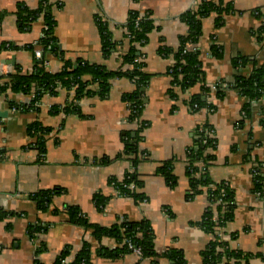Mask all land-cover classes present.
<instances>
[{"label":"crops","instance_id":"0c3cea01","mask_svg":"<svg viewBox=\"0 0 264 264\" xmlns=\"http://www.w3.org/2000/svg\"><path fill=\"white\" fill-rule=\"evenodd\" d=\"M48 1L59 4L53 12L52 34L62 53L48 55L45 60V69L52 73L60 71L64 61L74 64L77 60L108 70L124 69L121 54L129 47L124 30L129 14L148 13L157 27L138 47L144 56L143 72L149 76L139 96V118L146 124L139 143L146 157L136 167L143 182L138 189L143 200L120 196L109 183L113 178L121 180L132 169L123 155V138L135 127L122 100L123 94L133 90L131 81L115 78L105 96H85L78 102V112L69 114L51 113L54 106L62 108L70 99L72 94L64 89L56 95L45 94L38 110L27 111L16 110L9 103L28 105L30 95L0 94V112L6 114L0 116V264H53L63 248L70 247L75 253L85 242L90 246L91 264H150L134 253L117 258L98 254L99 247L112 250L116 243L108 237L97 240L90 229L71 222L67 207H77L90 224L103 227L123 217L130 221L146 219L157 253L177 249L187 264H201L200 252L211 236L198 223L209 201L205 192L190 196L185 162L193 130L204 123L212 127L216 139L207 174L214 183H227L234 195L233 218L224 228L227 236L234 237L229 245L252 255L247 264H264V95L249 100L229 89L214 99L212 112L206 108L192 111L187 102L199 91L198 86L184 93L178 90L173 101L167 92V70L174 60L172 55L163 57L157 52L161 46H178L180 36L187 31L180 15L199 0ZM222 1L230 4L231 11L220 23L215 24L214 15L202 22L199 59L205 84L232 82L235 57L249 61L244 72L264 64V0ZM39 2L0 0V75L33 70V52L23 47L40 38L43 20H34L21 29L16 10L18 4L36 9ZM96 18L105 22L117 43L116 51L107 57L101 52ZM3 44L18 48H2ZM213 44L221 47L218 58L209 51ZM34 121L50 129L42 160L27 132ZM167 161L175 179L172 187L156 172ZM255 170L263 179L260 193L254 191ZM51 190L50 205L40 210L34 196ZM95 197L104 200L102 208L95 206Z\"/></svg>","mask_w":264,"mask_h":264},{"label":"trees","instance_id":"16d2710c","mask_svg":"<svg viewBox=\"0 0 264 264\" xmlns=\"http://www.w3.org/2000/svg\"><path fill=\"white\" fill-rule=\"evenodd\" d=\"M59 4H52L48 0H40L36 9H28L23 4H18L16 10L17 21L21 29L27 27L30 22L41 18L43 27L40 38L23 48L33 52L38 48L41 52L40 59L34 60L33 70L26 74L19 72L10 75H0V94L6 92L20 93L30 95L31 101L28 105L9 106L20 111L38 110L37 104L45 94L56 95L57 91L64 89L70 94L68 102L64 107L54 106L52 114L62 111L63 113H77L78 102L85 96L103 97L107 94L111 81L115 78H126L133 84L131 92L122 95V100L127 104L129 110L128 120L137 121L138 126L130 132H126L123 138V155L130 161L131 170L127 171L121 180L110 179L109 183L116 189L120 196H130L136 200H143V195L138 192L143 186V182L138 178L136 167L139 162L146 157L145 151L139 148L142 139V131L146 124L140 120L139 113L142 103L139 100L140 90L146 85L149 76L143 72V61H135L138 56L143 55L136 44L142 46L146 43L148 34L156 29L153 20L148 13H139L132 11L129 14L127 23L124 25L125 36L128 39L129 47L121 54V61L125 65L121 70H108L104 66L89 64L82 60H77L74 64L64 61L60 71L52 73L45 69V60L48 55H60L53 37V28L55 26L54 9ZM231 11V6L222 0H199L196 6H191L186 12L180 15V20L186 25L187 31L180 36L179 44L175 49L165 46L159 47L157 52L163 56L173 57V64L167 70L170 77V86L167 90L169 97L175 101L177 93L187 92L198 86L199 91L191 94L188 99V107L191 109L196 105V109L206 107L212 112L215 108L214 102L207 103L206 98L209 95L208 87L204 82V74L199 59L201 48L194 50L187 49L190 43H199L202 33V22L205 18L214 15L215 24H219L223 15ZM97 28L100 35L101 52L107 57L116 51L117 43L110 37L105 22L96 18ZM46 27V28H45ZM2 48L16 49L14 44H3ZM209 51L212 56H221V47L213 44ZM248 60L243 57H235L232 61L236 70V75L232 82L219 80L215 83L214 98H221L229 89H233L241 96L248 97L249 100L264 95V64L254 65L249 72L242 69L248 64ZM244 72V73H243ZM225 84V85H224ZM224 85V86H223ZM94 87V90L91 89ZM248 105L244 106L247 111ZM193 111V110H192ZM211 131L212 127L207 124H201L193 130V142L187 148L186 152V175L190 183V196L205 192L208 201L214 206H207L202 219L199 221V227L211 236L209 243L200 252L201 264H247L252 255L232 249L229 245L230 239L234 237L228 235V240L220 239L216 235L218 228H225L227 223L233 218L234 195L230 186L225 182L214 183L207 174L208 166L214 159L213 150L216 146V139L207 138L205 132ZM50 129L43 127L39 122L31 123L27 132L31 138H34L35 149L39 159L42 160L45 152V136ZM205 141V142H203ZM156 172L163 176L167 185L172 187L175 179L171 174V163L169 161L162 163L157 167ZM254 191L261 192L263 188V179L259 171L253 172ZM54 191H42L34 196L37 208L46 209L50 205L51 196ZM95 206L103 207L104 200L95 197ZM65 212L68 219L85 228L90 229L93 237L101 240L105 237L111 238L116 243V247L107 250L103 247L98 248V254L117 258L125 254L133 253L132 249H138L140 252L139 260L148 259L150 264H187L181 251L177 249H168L157 253L154 248V234L151 224L148 220L130 221L127 218H121L109 227L93 225L81 214L77 207H67ZM214 215L216 219L214 220ZM31 227L29 228V231ZM39 231L40 228H35ZM226 234V233H225ZM227 235V234H226ZM33 237V233L30 235ZM131 245V248L129 247ZM70 258L67 264H91V250L88 243H84L80 250L72 253L70 247H65L57 255L53 264H62V261ZM39 264V263H37Z\"/></svg>","mask_w":264,"mask_h":264},{"label":"built area","instance_id":"2783aa9c","mask_svg":"<svg viewBox=\"0 0 264 264\" xmlns=\"http://www.w3.org/2000/svg\"><path fill=\"white\" fill-rule=\"evenodd\" d=\"M192 6H196V3H194ZM46 28V27H45ZM138 47H139V45H137L136 44V48L138 49ZM200 47V45H199V43H190V44H188L187 45V49H191V50H194V49H197V48H199ZM117 53H120V52H117ZM33 56H34V58L35 59H40V57H41V52H40V50L38 49V48H35L34 50H33ZM144 60V56L143 55H141V56H138L136 59H135V61H143ZM216 82H219V80L218 81H216ZM216 82H213V83H211V84H206V86L208 87V92H209V95L207 96V98H206V101H207V103H210V102H214V93H215V83ZM225 85V84H224ZM223 85V86H224ZM176 92L178 91V89H174ZM72 94V93H71ZM37 106H38V104H37ZM203 108H206V107H203ZM194 109H196V105H193L192 106V108H191V110H194ZM208 111H209V109L208 108H206ZM133 123V125H134V127L136 128L137 126H138V123H137V121H133L132 122ZM205 135H206V137L208 138H213V134H212V132L211 131H207L206 130V132H205ZM203 142H205V141H203ZM208 206H211V207H213L214 205L212 204V203H208ZM214 220L216 219V215H214ZM216 235L220 238V239H223V240H228V236L225 234V231H224V229L223 228H218L217 230H216ZM129 247L131 248V245H129ZM132 252L135 254V255H137L138 257H139V255H140V252H139V250L138 249H132ZM69 260H70V258H67V259H65V260H63L62 261V264H67L68 262H69Z\"/></svg>","mask_w":264,"mask_h":264},{"label":"water","instance_id":"95a60500","mask_svg":"<svg viewBox=\"0 0 264 264\" xmlns=\"http://www.w3.org/2000/svg\"><path fill=\"white\" fill-rule=\"evenodd\" d=\"M1 115H6V114H5V113H1V112H0V116H1Z\"/></svg>","mask_w":264,"mask_h":264}]
</instances>
